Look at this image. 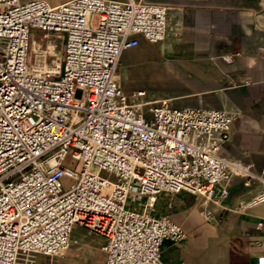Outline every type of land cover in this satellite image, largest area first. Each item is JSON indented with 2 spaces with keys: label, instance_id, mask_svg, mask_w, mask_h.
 Instances as JSON below:
<instances>
[{
  "label": "built area",
  "instance_id": "obj_1",
  "mask_svg": "<svg viewBox=\"0 0 264 264\" xmlns=\"http://www.w3.org/2000/svg\"><path fill=\"white\" fill-rule=\"evenodd\" d=\"M170 14L147 0H0V264L60 255L77 226L105 238L106 264H169L164 241L188 233L150 211L159 194L219 201L236 176L261 178L221 152L239 110L144 100L118 81L123 50L136 34L165 39ZM51 34L66 36L53 64Z\"/></svg>",
  "mask_w": 264,
  "mask_h": 264
},
{
  "label": "crops",
  "instance_id": "obj_2",
  "mask_svg": "<svg viewBox=\"0 0 264 264\" xmlns=\"http://www.w3.org/2000/svg\"><path fill=\"white\" fill-rule=\"evenodd\" d=\"M147 1L171 6L167 36L151 42L136 34L138 44L121 54L118 81L128 92L145 90L144 100L169 97L178 107L239 110L221 152L261 176L251 185L236 176L219 201L188 190L159 194L150 211L169 214L188 233L179 242L165 240L162 258L169 264H257L264 255V0ZM104 241L96 234L60 255L39 253L34 264H106Z\"/></svg>",
  "mask_w": 264,
  "mask_h": 264
},
{
  "label": "rangeland",
  "instance_id": "obj_3",
  "mask_svg": "<svg viewBox=\"0 0 264 264\" xmlns=\"http://www.w3.org/2000/svg\"><path fill=\"white\" fill-rule=\"evenodd\" d=\"M33 38L36 39L38 42H41L44 46L48 43L49 39L43 37V33L41 30L35 29ZM50 40L55 43L54 55L49 58V62L53 64L55 61H61L64 48L66 44V36L62 34L60 37L56 36L55 34H51ZM32 59L35 58V51L32 50L31 52ZM144 197H134L130 200V205L133 208L142 207V200ZM95 233L88 231L86 228L76 227L73 232V239H77V241H72V243L82 242V241H91L95 237Z\"/></svg>",
  "mask_w": 264,
  "mask_h": 264
}]
</instances>
